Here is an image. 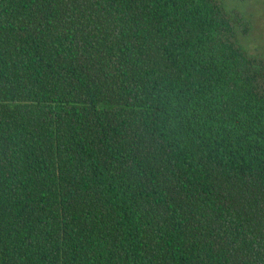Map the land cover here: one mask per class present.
I'll return each mask as SVG.
<instances>
[{
  "label": "trees",
  "instance_id": "obj_1",
  "mask_svg": "<svg viewBox=\"0 0 264 264\" xmlns=\"http://www.w3.org/2000/svg\"><path fill=\"white\" fill-rule=\"evenodd\" d=\"M224 0H0V264H264V57Z\"/></svg>",
  "mask_w": 264,
  "mask_h": 264
},
{
  "label": "rangeland",
  "instance_id": "obj_2",
  "mask_svg": "<svg viewBox=\"0 0 264 264\" xmlns=\"http://www.w3.org/2000/svg\"><path fill=\"white\" fill-rule=\"evenodd\" d=\"M228 11H238L253 22L249 37H240L242 47L254 56L264 57V0H224Z\"/></svg>",
  "mask_w": 264,
  "mask_h": 264
}]
</instances>
